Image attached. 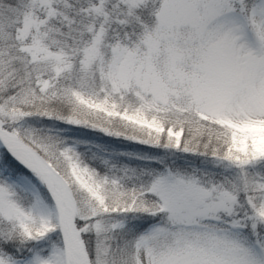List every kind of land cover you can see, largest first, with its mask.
<instances>
[{
    "label": "snow or ice",
    "instance_id": "1",
    "mask_svg": "<svg viewBox=\"0 0 264 264\" xmlns=\"http://www.w3.org/2000/svg\"><path fill=\"white\" fill-rule=\"evenodd\" d=\"M0 264H264V0H0Z\"/></svg>",
    "mask_w": 264,
    "mask_h": 264
}]
</instances>
